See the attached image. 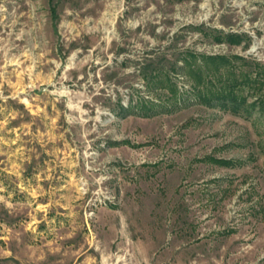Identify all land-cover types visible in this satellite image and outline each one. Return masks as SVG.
I'll return each instance as SVG.
<instances>
[{
    "label": "rangeland",
    "instance_id": "1",
    "mask_svg": "<svg viewBox=\"0 0 264 264\" xmlns=\"http://www.w3.org/2000/svg\"><path fill=\"white\" fill-rule=\"evenodd\" d=\"M187 51L264 74V0H0V264H264V89L203 104ZM155 66L190 98L118 115Z\"/></svg>",
    "mask_w": 264,
    "mask_h": 264
},
{
    "label": "trees",
    "instance_id": "2",
    "mask_svg": "<svg viewBox=\"0 0 264 264\" xmlns=\"http://www.w3.org/2000/svg\"><path fill=\"white\" fill-rule=\"evenodd\" d=\"M228 42L230 45H241L244 37L238 34H229L216 37L217 42ZM181 62V65L178 63ZM242 57L197 55L192 52L183 53L175 61L171 72H178L190 82V93L199 102L211 107H220L233 114L251 113L256 110L260 102L257 95L264 89V74L260 71V64L244 65ZM164 67L155 66L143 69L141 72L146 88L153 93L156 99H140L124 106L119 103L118 115H127L133 110L143 116H154L163 111H171L188 100L189 95L182 93L174 82L171 72ZM163 90L167 93L162 96ZM251 90V91H248ZM253 92L251 95H246ZM250 98H255L249 103ZM258 101V102H257ZM219 165H229L225 160L212 159Z\"/></svg>",
    "mask_w": 264,
    "mask_h": 264
}]
</instances>
